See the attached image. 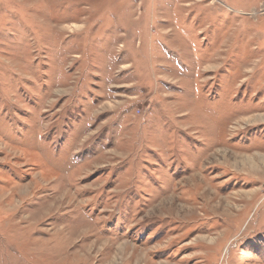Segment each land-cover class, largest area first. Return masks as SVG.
<instances>
[{
    "label": "rangeland",
    "instance_id": "374dc122",
    "mask_svg": "<svg viewBox=\"0 0 264 264\" xmlns=\"http://www.w3.org/2000/svg\"><path fill=\"white\" fill-rule=\"evenodd\" d=\"M0 264H264V0H0Z\"/></svg>",
    "mask_w": 264,
    "mask_h": 264
},
{
    "label": "bare ground",
    "instance_id": "6f19581e",
    "mask_svg": "<svg viewBox=\"0 0 264 264\" xmlns=\"http://www.w3.org/2000/svg\"><path fill=\"white\" fill-rule=\"evenodd\" d=\"M63 23V22H62ZM258 157V156H257ZM262 157V156H261ZM252 161V160H251ZM259 162V161H258ZM262 164H263V162H262ZM262 166V165H261Z\"/></svg>",
    "mask_w": 264,
    "mask_h": 264
}]
</instances>
